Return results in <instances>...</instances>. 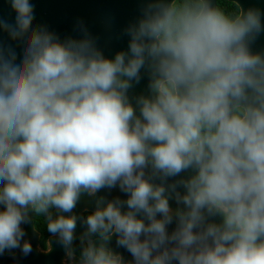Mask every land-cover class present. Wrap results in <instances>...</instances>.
Segmentation results:
<instances>
[{
  "label": "clouds",
  "instance_id": "9594fccd",
  "mask_svg": "<svg viewBox=\"0 0 264 264\" xmlns=\"http://www.w3.org/2000/svg\"><path fill=\"white\" fill-rule=\"evenodd\" d=\"M234 3L137 0L113 50L5 0L0 257L39 216L73 264H264V0Z\"/></svg>",
  "mask_w": 264,
  "mask_h": 264
},
{
  "label": "water",
  "instance_id": "95a60500",
  "mask_svg": "<svg viewBox=\"0 0 264 264\" xmlns=\"http://www.w3.org/2000/svg\"><path fill=\"white\" fill-rule=\"evenodd\" d=\"M229 1L234 3V0ZM242 2L247 3L249 0ZM35 3L34 15L37 20L47 21L58 31L66 32L71 30L74 19L81 17L90 30L100 36L101 43L114 50L124 44V40L117 39L115 33L134 15L137 0H35ZM7 11L5 0H0V16L6 15ZM107 18L112 20L111 31L104 28L103 21ZM260 43H264V37H261ZM39 236L40 233L36 230V234L32 235L33 251L23 257L20 264H73L55 243L49 251L48 238L47 247L43 248ZM10 260V257H0V264H10Z\"/></svg>",
  "mask_w": 264,
  "mask_h": 264
},
{
  "label": "trees",
  "instance_id": "16d2710c",
  "mask_svg": "<svg viewBox=\"0 0 264 264\" xmlns=\"http://www.w3.org/2000/svg\"><path fill=\"white\" fill-rule=\"evenodd\" d=\"M179 2V0H178ZM217 5L224 10L226 14L232 13L238 9V6L229 0H216ZM36 228L41 232L40 241L44 245L45 239L48 236L44 222L41 217L36 216L34 218ZM78 250V249H77Z\"/></svg>",
  "mask_w": 264,
  "mask_h": 264
},
{
  "label": "flooded vegetation",
  "instance_id": "af4514ba",
  "mask_svg": "<svg viewBox=\"0 0 264 264\" xmlns=\"http://www.w3.org/2000/svg\"><path fill=\"white\" fill-rule=\"evenodd\" d=\"M34 225H35V222H34ZM36 227V226H35ZM36 230L40 233V236H39V242H40V245L43 247V248H46L47 247V238L48 236L46 237L45 239V242H44V245H42L41 241H40V237H41V232L36 228ZM78 251V250H77Z\"/></svg>",
  "mask_w": 264,
  "mask_h": 264
}]
</instances>
